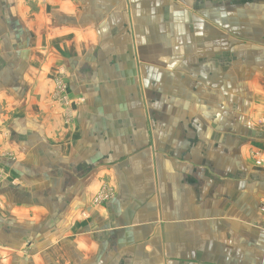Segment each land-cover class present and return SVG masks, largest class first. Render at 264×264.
<instances>
[{
  "label": "crops",
  "instance_id": "crops-1",
  "mask_svg": "<svg viewBox=\"0 0 264 264\" xmlns=\"http://www.w3.org/2000/svg\"><path fill=\"white\" fill-rule=\"evenodd\" d=\"M263 206L264 0H0V264H264Z\"/></svg>",
  "mask_w": 264,
  "mask_h": 264
},
{
  "label": "rangeland",
  "instance_id": "rangeland-1",
  "mask_svg": "<svg viewBox=\"0 0 264 264\" xmlns=\"http://www.w3.org/2000/svg\"><path fill=\"white\" fill-rule=\"evenodd\" d=\"M54 95H62L63 91L66 90V85L64 83L61 84V81L57 83V86L53 89ZM101 188L99 191L95 193V195L91 199V204L94 207L106 205L108 202L112 200L114 197V189L111 186V183L108 181H102ZM264 214V213H263Z\"/></svg>",
  "mask_w": 264,
  "mask_h": 264
},
{
  "label": "built area",
  "instance_id": "built-area-1",
  "mask_svg": "<svg viewBox=\"0 0 264 264\" xmlns=\"http://www.w3.org/2000/svg\"><path fill=\"white\" fill-rule=\"evenodd\" d=\"M262 212L264 213V206L261 208Z\"/></svg>",
  "mask_w": 264,
  "mask_h": 264
}]
</instances>
